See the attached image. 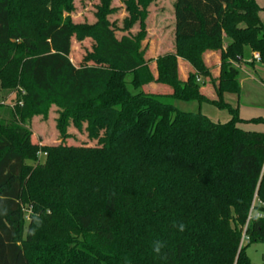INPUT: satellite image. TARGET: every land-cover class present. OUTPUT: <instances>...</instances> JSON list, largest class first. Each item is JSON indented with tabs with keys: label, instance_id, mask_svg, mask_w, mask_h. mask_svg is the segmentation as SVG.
I'll return each instance as SVG.
<instances>
[{
	"label": "trees",
	"instance_id": "16d2710c",
	"mask_svg": "<svg viewBox=\"0 0 264 264\" xmlns=\"http://www.w3.org/2000/svg\"><path fill=\"white\" fill-rule=\"evenodd\" d=\"M114 1L100 0L95 23L76 24L64 17L75 0H0V82L16 94L0 120V264H255L247 251L264 244V215L255 218L264 214V132L243 129L225 94L240 95L248 57L264 65V7L174 0L175 52L153 60L146 9L156 0H122L123 26L110 18ZM74 41H91L77 64ZM179 57L192 66L187 79ZM174 101L231 118L214 122ZM52 106L63 141L40 146L22 123ZM70 125L97 145L67 144ZM40 150L46 162L34 166Z\"/></svg>",
	"mask_w": 264,
	"mask_h": 264
},
{
	"label": "rangeland",
	"instance_id": "374dc122",
	"mask_svg": "<svg viewBox=\"0 0 264 264\" xmlns=\"http://www.w3.org/2000/svg\"><path fill=\"white\" fill-rule=\"evenodd\" d=\"M257 3L264 7V0H256ZM100 0H75V11L71 14L64 13V17L71 16V19L76 24H93L97 21L96 11ZM114 6L119 8V11L111 15V20H117L118 25L123 26V20L127 16L122 0H115ZM148 16L146 19L147 40L145 44L149 45L148 58L157 60L160 56L175 52L173 44V27H174V0H156L151 2L147 9ZM264 14V13H262ZM140 25L137 23L131 29L135 34L139 31ZM117 36L121 37L127 32L117 30ZM91 41L78 43L74 41L71 59L74 63L81 61L82 55L86 48H90ZM248 57V56H247ZM249 58V57H248ZM216 70V69H215ZM130 79V78H129ZM202 77L200 78V82ZM148 87H146L147 89ZM157 90V89H152ZM225 100L233 106L239 108V114L244 118L241 127L247 130L264 132V84L257 76L255 79H250L243 88V93L239 96L236 94H225ZM175 105L182 110L198 112L201 111L207 115L214 122H227L230 120V115L227 111L220 110L216 106L209 103L174 101ZM16 104V94L10 93L8 90L2 88L0 82V120L6 121L9 119L11 112ZM59 111L56 106L49 109L47 115H36L32 119H27L25 122L18 119L27 128L33 131V141L39 142L40 146H55L63 141V137L57 128V120ZM68 134L71 137L65 139L69 145L81 146H95L96 140H90L87 133L79 132L73 125L68 127ZM47 156L39 157L35 162H31L34 166L39 163H45ZM30 210H26V224L29 222ZM24 230L23 237L26 235ZM251 261L255 264H264V244H253L247 251Z\"/></svg>",
	"mask_w": 264,
	"mask_h": 264
},
{
	"label": "crops",
	"instance_id": "0c3cea01",
	"mask_svg": "<svg viewBox=\"0 0 264 264\" xmlns=\"http://www.w3.org/2000/svg\"><path fill=\"white\" fill-rule=\"evenodd\" d=\"M264 12H261V19L264 22V14H262ZM173 44L175 47V35H174V27H173ZM228 43L227 38L225 37L224 40V46H226ZM256 53H254L255 56ZM206 60L208 63L210 64H214L216 66V71L215 73L218 75L219 74V66H220V56L218 53L216 52H210L206 55ZM178 62H179V67H180V75L183 79H187V74L189 71L192 70V66L187 62L184 61L182 58H178ZM252 62V63H251ZM242 72V78H241V93L240 95L243 93V88L245 87L246 83L248 81H250V79H255L257 76L260 77V80L262 81V83L264 84V65H262L259 61H252L251 58L246 59L241 65H240ZM203 82V78L202 81ZM209 88L206 87L204 90H208ZM240 95H237L240 97ZM242 118V117H241ZM244 119V118H243ZM245 120V119H244ZM242 125V124H241Z\"/></svg>",
	"mask_w": 264,
	"mask_h": 264
},
{
	"label": "clouds",
	"instance_id": "9594fccd",
	"mask_svg": "<svg viewBox=\"0 0 264 264\" xmlns=\"http://www.w3.org/2000/svg\"><path fill=\"white\" fill-rule=\"evenodd\" d=\"M261 215H264V214H257V216L255 217L256 219H259L261 217ZM36 223L39 225L41 223V221L39 220V218H36ZM174 227H177L178 230L180 232H183L185 231L186 229V225L182 222H180L179 224H175L173 225ZM151 247H152V251L153 253L157 256V257H162L163 255V249H165L166 247V243L160 239H156V240H153L151 242ZM125 264H130V260L127 256H125L123 258Z\"/></svg>",
	"mask_w": 264,
	"mask_h": 264
},
{
	"label": "built area",
	"instance_id": "2783aa9c",
	"mask_svg": "<svg viewBox=\"0 0 264 264\" xmlns=\"http://www.w3.org/2000/svg\"><path fill=\"white\" fill-rule=\"evenodd\" d=\"M254 59H255L256 61H260V55H259V53H256V54H255ZM198 80L200 81V79H198ZM38 155H39V157H42V156H46L47 153H46V152H43V151L40 150V151L38 152Z\"/></svg>",
	"mask_w": 264,
	"mask_h": 264
}]
</instances>
